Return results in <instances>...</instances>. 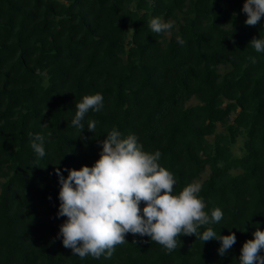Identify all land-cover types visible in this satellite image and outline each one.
<instances>
[{
	"label": "trees",
	"instance_id": "trees-1",
	"mask_svg": "<svg viewBox=\"0 0 264 264\" xmlns=\"http://www.w3.org/2000/svg\"><path fill=\"white\" fill-rule=\"evenodd\" d=\"M243 2L0 0V264H238L242 244L264 229V52L249 44L264 38V17L246 25ZM157 16L174 22L170 34L150 29ZM96 92L104 106L80 133L75 105ZM113 128L161 153L175 193L207 171L205 211L224 213L210 226L236 235L226 255L191 235L167 251L128 233L99 258L62 245L54 168L91 166ZM48 131L38 158L31 140Z\"/></svg>",
	"mask_w": 264,
	"mask_h": 264
},
{
	"label": "clouds",
	"instance_id": "clouds-1",
	"mask_svg": "<svg viewBox=\"0 0 264 264\" xmlns=\"http://www.w3.org/2000/svg\"><path fill=\"white\" fill-rule=\"evenodd\" d=\"M240 11L246 14L244 23L254 26L264 17V0H244ZM173 25V21L158 16L149 20L155 33L170 34ZM176 42L183 45L182 36L177 35ZM249 44L257 53L264 52V38L253 37ZM103 100L99 92L84 95L75 105L71 125L81 133L85 115L90 109L101 110ZM95 127L96 121L87 122L88 131L93 132ZM52 136V131L33 135L31 148L38 158L45 156V140ZM100 146L99 157L91 166L54 168L59 184L55 216L65 217L57 238L72 254L80 258L111 257L116 245L125 243L128 233L146 236L167 251L180 246V235H191L202 244L219 241L220 256L229 252L236 235L231 231L219 235L210 226L219 223L224 213L219 207L210 214L205 211L200 182L188 183L175 193L177 180L159 163L161 153L144 150L135 134L125 137L113 128ZM202 226L204 230L199 231ZM238 264H264V229L256 226L252 238L242 244Z\"/></svg>",
	"mask_w": 264,
	"mask_h": 264
},
{
	"label": "rangeland",
	"instance_id": "rangeland-1",
	"mask_svg": "<svg viewBox=\"0 0 264 264\" xmlns=\"http://www.w3.org/2000/svg\"><path fill=\"white\" fill-rule=\"evenodd\" d=\"M195 102H196L195 100H191L190 104H194ZM218 129H220V127H219ZM239 146H241V142H240V141L237 143L236 146H234V151H235L236 153H238V147H239ZM206 175H207V171L204 172V173L201 175L200 179L197 180V181H198V182H201L203 179H205Z\"/></svg>",
	"mask_w": 264,
	"mask_h": 264
}]
</instances>
